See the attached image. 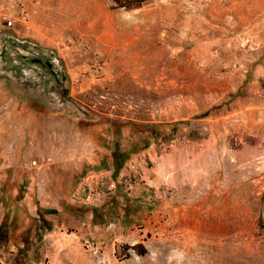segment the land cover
Instances as JSON below:
<instances>
[{"label":"rangeland","instance_id":"obj_1","mask_svg":"<svg viewBox=\"0 0 264 264\" xmlns=\"http://www.w3.org/2000/svg\"><path fill=\"white\" fill-rule=\"evenodd\" d=\"M0 264H264V0H0Z\"/></svg>","mask_w":264,"mask_h":264},{"label":"trees","instance_id":"obj_2","mask_svg":"<svg viewBox=\"0 0 264 264\" xmlns=\"http://www.w3.org/2000/svg\"><path fill=\"white\" fill-rule=\"evenodd\" d=\"M126 156H127V155H125L124 158L121 159L122 162L125 160ZM120 164H121V163H120ZM120 164L118 165V167L120 166ZM134 249H135V248H134Z\"/></svg>","mask_w":264,"mask_h":264},{"label":"clouds","instance_id":"obj_3","mask_svg":"<svg viewBox=\"0 0 264 264\" xmlns=\"http://www.w3.org/2000/svg\"><path fill=\"white\" fill-rule=\"evenodd\" d=\"M182 256V254H180Z\"/></svg>","mask_w":264,"mask_h":264}]
</instances>
